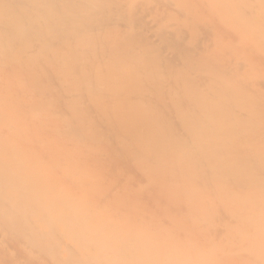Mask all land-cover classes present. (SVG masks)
Wrapping results in <instances>:
<instances>
[{
    "label": "rangeland",
    "instance_id": "obj_1",
    "mask_svg": "<svg viewBox=\"0 0 264 264\" xmlns=\"http://www.w3.org/2000/svg\"><path fill=\"white\" fill-rule=\"evenodd\" d=\"M53 3L0 0L20 42L18 65L1 49L0 152L44 162L29 171L92 261L88 229L114 236L112 264H264V0H57L50 23L94 15L76 41L18 22Z\"/></svg>",
    "mask_w": 264,
    "mask_h": 264
},
{
    "label": "bare ground",
    "instance_id": "obj_2",
    "mask_svg": "<svg viewBox=\"0 0 264 264\" xmlns=\"http://www.w3.org/2000/svg\"><path fill=\"white\" fill-rule=\"evenodd\" d=\"M29 1V0H27ZM54 3L49 6H44V10L47 12L55 11L51 13L48 18L45 20L38 19V14L28 15L25 19L18 20V22L24 21V25H30L32 22L33 32L32 34L38 35V38L44 40V36H47L48 32L54 30L59 36V40L64 38L71 39L76 41L77 34L75 31L78 30L76 26V19L83 18L86 15L84 11L80 17L71 18L67 24L62 23V21H57L50 23L48 19L50 17L57 18V13L60 12L62 6L57 3V0H52ZM25 5V4H24ZM26 7H29L26 5ZM68 11H74L75 6L66 5ZM0 12H3L0 10ZM8 10L5 13L7 15ZM186 15V10H184ZM93 14L85 19L92 18ZM102 19L100 20L101 23ZM99 23V24H100ZM65 24V25H63ZM2 22H0V26ZM4 25L7 27L13 26L14 23H11L9 20H4ZM98 25V24H97ZM88 25L83 24V29H88ZM96 26V25H94ZM69 28L71 30H69ZM93 29H95L93 27ZM3 33L5 31H2ZM30 33V34H31ZM71 33V34H70ZM13 38L12 36H10ZM0 39L3 41V44L0 46V57L3 58L5 53L2 51L6 49L7 55L12 53L13 58L9 64H19V56L17 55L16 48L20 42L6 41L2 35ZM14 40V39H12ZM180 43V42H179ZM3 48V49H2ZM2 49V50H1ZM233 95V93H232ZM230 94L231 100L224 103L223 101L220 105H229L232 109L234 107V101ZM242 101L244 96L237 95ZM206 110L209 111L206 98H204ZM216 101V103H218ZM245 103V100L242 101ZM240 102V103H242ZM227 113V112H226ZM232 113V112H230ZM179 119V118H177ZM207 130L211 133V136H216L218 139H221L223 132L220 128L221 123L212 118L210 115L208 119H205ZM179 124L182 126V121L179 119ZM185 132H187L186 129ZM189 132V131H188ZM187 132V134H188ZM190 133V132H189ZM191 135V134H190ZM213 149H215L213 147ZM217 152V150H214ZM0 264H112L114 261L115 254L112 252L114 249V236L109 234V232H103L106 237L102 238L98 236L97 230H90L85 232V238L89 243L94 245V250H97L98 258L96 260H91L93 256L90 255L89 250L79 247V238L73 234L70 228L67 226V219L65 216H62L61 213H57L54 210L58 208L61 209L63 204L60 196L56 192V188L51 185H55L53 182L49 183L47 186L44 185L43 181H40L44 176L41 171H29L30 169H39L43 171L45 166L44 162L33 161V160H24L21 157V153L17 151H12L10 155H5L0 152ZM7 162V163H6ZM20 170V171H19ZM10 171V172H9ZM8 172L10 174H8ZM37 177V181L35 178ZM54 191L57 194L55 199H47L46 192ZM31 199L29 202L28 200ZM30 203V204H29ZM60 204L59 207H57ZM39 208L46 209L47 217L40 216L38 213ZM75 205H67V209L73 210ZM81 213L74 212L72 221L76 223L78 227L85 225L82 218L80 217ZM107 230V229H106ZM110 235V236H107ZM103 238H108L111 243H103ZM24 243L25 247H20ZM106 245L107 247H103ZM128 252L136 254L140 249V245L134 238H130L128 244H126ZM114 254V255H113ZM125 256H128L126 254ZM64 257V258H63ZM91 260V261H90Z\"/></svg>",
    "mask_w": 264,
    "mask_h": 264
}]
</instances>
